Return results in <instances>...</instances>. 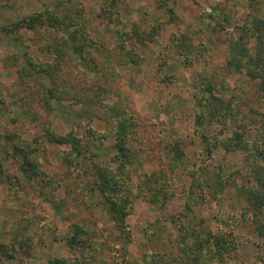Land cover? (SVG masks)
<instances>
[{
  "label": "rangeland",
  "instance_id": "1",
  "mask_svg": "<svg viewBox=\"0 0 264 264\" xmlns=\"http://www.w3.org/2000/svg\"><path fill=\"white\" fill-rule=\"evenodd\" d=\"M80 5L90 36L116 55L109 61L91 41V59L64 56L58 76L96 87L116 109L109 117L81 119L75 99L53 100L47 110L49 78L22 73L28 57H55L43 48L49 35L22 28L0 36V244L15 255H1L0 264H264L262 223L252 211L264 194V100L259 79L228 65L230 43L251 16L264 17V0H0V26L47 9L61 20ZM64 21L59 36L73 30ZM126 49L140 57L136 64L122 63ZM209 82L230 101V114L200 101ZM117 109L136 129L127 237L100 189L91 190L95 163L119 174ZM52 133L82 137L81 152L52 142ZM236 134L242 141L230 151L224 141ZM27 154L37 178L21 168ZM219 237L228 247L221 257Z\"/></svg>",
  "mask_w": 264,
  "mask_h": 264
},
{
  "label": "trees",
  "instance_id": "2",
  "mask_svg": "<svg viewBox=\"0 0 264 264\" xmlns=\"http://www.w3.org/2000/svg\"><path fill=\"white\" fill-rule=\"evenodd\" d=\"M69 11L70 12H67L61 20L59 19L60 16L57 17L51 14V11L48 9L40 14L24 17L10 25L0 26V36L15 33L22 28L32 29L38 33L40 37H43V35H49V46L46 47L44 45L43 48H48L49 50L54 48V50H52L54 51L55 57L52 60L48 59L42 62H36L32 57H28V67L26 69L23 68L25 73H22L23 77L36 75V77L39 78L37 74H43L46 78H49V84L46 85V91L42 97L43 105L47 110L54 108L53 100L75 99L82 104V110L80 111L81 119L93 121L95 117H109L112 115L113 110L116 109L101 98V95L97 92L96 87L90 84L82 88H74L72 87L70 81L58 76L63 69L62 59L64 56L69 55L71 57L73 54L75 57L80 56V58L87 61L91 59L92 55H90L91 57L88 56L91 49V41L96 42L99 48H102L103 51L107 53L105 58L109 61L112 60V56L116 55L114 54L115 49H108V46L103 40H99L97 42L90 36L88 33L89 30L87 21L84 19L82 5L74 9L72 8ZM68 17L70 20L69 26L74 25L73 30L69 32L67 36H59L58 33L62 29L63 24H65L64 19ZM65 27L68 28V25H65ZM42 28H44L45 34L42 31ZM241 30L244 34L236 42L230 43L232 52L228 60V65L234 67L237 71L240 70L241 72H244L252 80L259 79V88L261 96L264 100V17H260L258 15L251 16L247 20L246 25L241 27ZM135 32L138 33V31ZM123 35L132 36L133 38V33H124ZM250 38L256 39V44L252 48L249 46ZM85 45L87 48H85ZM124 48H126V46L122 45V50H124ZM130 50L131 49H126L124 53H122V57L120 59L122 60V63L136 64L140 59V57H135V50ZM110 66L111 65L109 64V67ZM207 89L208 95L206 93L205 95L208 97L200 99V101L209 102L214 106L213 108L216 109L217 112H221L218 109L220 108L221 110H225L226 113L228 111V114H230L233 110L230 101L226 102L222 97L214 94V85L211 82L207 85ZM117 111L119 112L120 118L117 124L112 126V133L114 136L113 148L118 152L116 158L121 162L118 171L119 174L114 173L113 171L109 172L108 169H104L95 163L92 170L94 181L91 190L100 189L117 224V228L123 236L127 237L130 233L127 224V217L132 208V199L127 187L130 178L127 171V161L133 158L132 154L134 152H132L133 150L130 146V142L134 137L136 129L133 127L132 117L127 116V113H124V111L121 113L120 109H117ZM201 117L202 116H199V118ZM202 119H199V123H201ZM236 136L237 138L234 137L224 141L225 147L230 151L234 148L238 140L240 142L242 141L241 137H238V134H236ZM49 139L52 142L55 141L60 144H71L78 153L82 150L81 144L83 138L73 133H70L67 136H58L52 133ZM16 148L21 152V154L25 155V148L18 145ZM25 157L26 158L21 165V168L29 178H37L40 172L35 169L36 166L34 161L29 157V154ZM252 206L254 216L262 223L260 224L258 232L264 236V222L260 220L262 218L264 219V194L256 195L255 199H253ZM72 230L73 235L76 237L83 231V227L77 223L73 225ZM75 237L73 239L70 237V240H75ZM200 242V240H196L193 246H196V248L199 249L203 248L204 245ZM81 243L84 244V242ZM225 243L226 240L222 237H219L214 242L215 254L217 256L221 257L224 252L228 250ZM5 254H7V256L11 259L15 256L14 253L6 252L5 246L0 244V258L1 255ZM62 262V260H56L53 264H60Z\"/></svg>",
  "mask_w": 264,
  "mask_h": 264
}]
</instances>
